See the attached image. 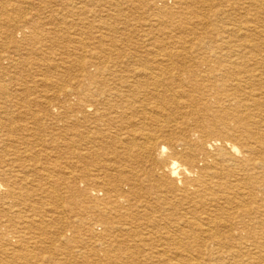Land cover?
<instances>
[{
  "label": "bare ground",
  "instance_id": "6f19581e",
  "mask_svg": "<svg viewBox=\"0 0 264 264\" xmlns=\"http://www.w3.org/2000/svg\"><path fill=\"white\" fill-rule=\"evenodd\" d=\"M3 1L0 70L40 63L44 83L73 82L39 114L0 111V264H264V26L230 0H84L45 31L24 15L53 0ZM41 129L63 143L28 168ZM45 200L63 217L37 219ZM65 212L86 243L65 238Z\"/></svg>",
  "mask_w": 264,
  "mask_h": 264
},
{
  "label": "rangeland",
  "instance_id": "374dc122",
  "mask_svg": "<svg viewBox=\"0 0 264 264\" xmlns=\"http://www.w3.org/2000/svg\"><path fill=\"white\" fill-rule=\"evenodd\" d=\"M0 1L4 2L3 0H0ZM237 1H239V2H237ZM69 2H70V6H73V9L71 7V9L73 10L72 14H75L72 17H68V16H70L68 14V11H69L68 8H67V10L65 9V12H63V10H58L57 11V8L60 5L58 0H53L50 4H48L49 6H51L49 11H48V9L45 10L38 17H36V16L32 17V15H30V14H32V11H30L29 13L24 15V17L26 16V18L28 20L33 18V20H35L34 21L35 24L41 25L42 29L45 30V31H48L50 29L52 30L55 26L58 27L59 29H61V28H63V23L65 24V28H66L67 25L69 23H71L72 21L77 22V18L79 17L78 16L79 12L77 11V8L80 7L81 5H84L83 4L84 0H69ZM117 2H118L119 5H123V6L125 5L127 7L131 6V3L129 1H128L129 3L128 2L124 3L123 0H118ZM230 4H233L235 7H237L238 4H241L240 5L241 6V10L239 12L242 15L247 12L246 13V15H247L246 18L249 21V23H251V25L252 24L254 25V23H255L257 25L260 24L259 25L260 27L264 26L263 25L264 23H261L262 19L264 18V6L263 5H260L261 7L260 6H255V7L251 8V7H248L250 5V3H246V4L244 3V5H243L241 0H230ZM41 6L44 7V3H42ZM68 7H69V5H68ZM7 9L10 10V6H8ZM224 10L226 12L227 11L229 12V8L228 7H225ZM26 12H28V11H26ZM33 12H36V11L34 10ZM139 12L141 13L142 11L139 10ZM86 13H87L86 14L87 18L92 20V18L90 16L91 14L88 13V12H86ZM255 14L261 15V19H260L261 21L255 22V20H252V15H255ZM64 15H65V21H62V18H64ZM233 17L234 16L232 15V18ZM119 20H121V21L125 20L126 22L129 21V26L130 27L134 28V27L140 25L139 28L146 29V27H144L145 23H143V21H141V23H140V21L138 23H136L133 20H131V18H129V14H127V18L126 19H124V17H121V19H119ZM122 26L123 25L121 23H117V25H116L117 28H122ZM231 27L232 26L230 24L229 28H231ZM210 32H211V30H210ZM155 35L157 36L158 34L155 33ZM0 37H3V38L6 37L5 34H3L2 30H0ZM189 37H187V39L190 41V39H192V37L191 36H189ZM211 37L219 45L222 44V42H224L225 40H228V36L226 34H221V33L216 34V32H212L211 33ZM0 43H3L2 42V38L0 39ZM252 44H255V45L257 44L258 46L264 47V39L262 41H254ZM247 45H249V44H247ZM0 51L2 52V53L0 52V55L2 54L3 56H5V54H6V56H10V57L13 58V50L11 48L4 49V48L1 47ZM63 53L65 54V51H63V52L62 51H55V52H52V53H50L48 51V53L44 54L45 58L43 57V60H45V61L48 60L47 62H49V61H53V62L55 61L56 62V60H58L59 58L63 57V55H64ZM80 53L81 52H79L78 54H80ZM89 53L85 52V53H82V55H84V54L89 55ZM149 53L153 54L152 51H150ZM201 55L203 56L204 54H201ZM206 56H209V54H207ZM199 57H201V56H199ZM199 57L195 56L193 54L191 59H195V58H199ZM34 62H35V60H34ZM2 64H3L2 67H3L4 70H0V72H4V74L0 75V85L4 86V89H6L7 91L3 90L2 92H0V111H11V112H13V111L14 112L26 111V113H29L31 111V112H35V113L39 114L40 111H43L42 106L34 105L33 104L34 102L39 101L44 106L45 102H51V99L53 97L56 96L58 98V95H59V91L58 90L61 88L60 85L66 89V87L68 88V86H70L69 84L73 82L72 78L68 79L67 81L66 80H61V81H63L61 83V82H56L57 80L53 76H49V77L46 76L51 81L48 82V83H44L42 81V77L40 76L42 74V72H40V70L45 72V66L41 67L40 63L36 67L35 66L34 67H30L29 65H25L24 67H17V66H14L15 65L14 62H10V64L9 63H2ZM77 73H80L79 70L76 71V74ZM17 80H18V83H16ZM1 83H3V84H1ZM58 83H60V84H58ZM49 84H53V85L55 84L54 85L55 88H53V87L51 88V86L48 87ZM26 87L27 88H32L34 91H37L36 94H32V95H31V93L22 94L21 91H23ZM21 94H22V96H19ZM27 95H28V97H27ZM100 97H98L97 99L102 101V97L101 98ZM59 98H61V97H59ZM17 109H18V111H17ZM50 111H56V110H54V108H53ZM52 114L56 115L55 112L52 113ZM53 134H54V132H51L49 129L48 130H46V129H41L40 130V132H39V140H42L43 144H40V145L38 144V145H35L33 147L34 156L37 157V161L36 162H30V161L26 162V160L24 161L25 158H24L23 155L20 157L21 161L22 162L24 161L23 163H25L28 168L39 169L40 167L44 166L45 165V161H48V160H46V157H45L47 154H48L47 157H50L49 158L50 160L53 161V160L56 159L55 157H57L58 154H55V150L54 149L57 150L58 146H59V149H60L61 146H62L61 143H63V142H60L61 141L60 140L54 145H49V143H50V141L52 139L58 137V134L57 135H53ZM60 162L62 163V165H65V156L63 157V159ZM64 182H65V179H64ZM149 195L151 196L149 199H152V198L155 197V196H153V194H149ZM62 196L63 195L61 194V197ZM45 202L48 203V205H47V207H46V205L43 207L44 210L41 208L42 212L40 211L39 214L37 213V219H39L40 217H43L44 219H48V218L49 219L50 218L60 219L61 217H63L62 213L61 214L60 213H55L54 214V210L52 209L53 206H51L52 202L47 201V200H45ZM49 204H51V205H49ZM162 206H163L162 208H166V207L173 208L172 206H168L167 204L166 205H162ZM0 209H1V205H0ZM134 212H135V210H134ZM122 213L125 215L126 212L123 211ZM44 214H46V215H44ZM113 215H114V213H113ZM1 217H0V220H4ZM64 219H65L64 220L65 221V238L72 239L75 236V228H73V227L77 226V220L75 219V217H73V215L71 216L70 214H68V212H65V218ZM124 222H126V221L123 220L122 223H124ZM73 239L76 240L79 243H86L88 241L87 237L80 236V235H79V238H73ZM78 245H80V244H78ZM34 263H37V260H35Z\"/></svg>",
  "mask_w": 264,
  "mask_h": 264
}]
</instances>
